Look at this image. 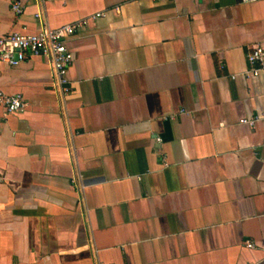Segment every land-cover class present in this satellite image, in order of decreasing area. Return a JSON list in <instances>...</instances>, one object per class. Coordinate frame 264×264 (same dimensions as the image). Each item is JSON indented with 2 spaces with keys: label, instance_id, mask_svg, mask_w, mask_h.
<instances>
[{
  "label": "crops",
  "instance_id": "1",
  "mask_svg": "<svg viewBox=\"0 0 264 264\" xmlns=\"http://www.w3.org/2000/svg\"><path fill=\"white\" fill-rule=\"evenodd\" d=\"M69 24L67 82L0 62V264H264V0H0Z\"/></svg>",
  "mask_w": 264,
  "mask_h": 264
},
{
  "label": "built area",
  "instance_id": "2",
  "mask_svg": "<svg viewBox=\"0 0 264 264\" xmlns=\"http://www.w3.org/2000/svg\"><path fill=\"white\" fill-rule=\"evenodd\" d=\"M241 1L251 3L256 0ZM13 7L18 13L22 11V4L18 1L14 3ZM76 29L77 24H69L55 29L44 28L38 33L12 32L0 36V62L17 66L29 55L44 56L50 60L59 81L65 83L68 80V71L74 61V55L68 46L67 39L75 33ZM248 58L252 64L262 62L264 47L262 45L254 46ZM252 71L258 73L260 69L254 68ZM0 106L4 108L7 115H10L24 111L28 103L21 94H9L0 88ZM243 122L252 124L255 120L243 119Z\"/></svg>",
  "mask_w": 264,
  "mask_h": 264
}]
</instances>
